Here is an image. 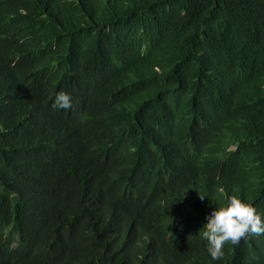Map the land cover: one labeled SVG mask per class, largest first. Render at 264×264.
Segmentation results:
<instances>
[{"label": "trees", "instance_id": "obj_1", "mask_svg": "<svg viewBox=\"0 0 264 264\" xmlns=\"http://www.w3.org/2000/svg\"><path fill=\"white\" fill-rule=\"evenodd\" d=\"M229 196L264 219V0H0V264H264L209 256Z\"/></svg>", "mask_w": 264, "mask_h": 264}, {"label": "clouds", "instance_id": "obj_2", "mask_svg": "<svg viewBox=\"0 0 264 264\" xmlns=\"http://www.w3.org/2000/svg\"><path fill=\"white\" fill-rule=\"evenodd\" d=\"M52 106L69 109L72 98L66 92H58ZM205 219L207 222L203 226L202 237L207 241V252L214 261L224 256L226 243L237 245L249 234L264 235V219L261 214L253 205L236 196L227 197L226 203L213 208Z\"/></svg>", "mask_w": 264, "mask_h": 264}, {"label": "bare ground", "instance_id": "obj_3", "mask_svg": "<svg viewBox=\"0 0 264 264\" xmlns=\"http://www.w3.org/2000/svg\"><path fill=\"white\" fill-rule=\"evenodd\" d=\"M106 141V140H105ZM105 143V142H104ZM106 147V146H105ZM103 153V152H102Z\"/></svg>", "mask_w": 264, "mask_h": 264}]
</instances>
